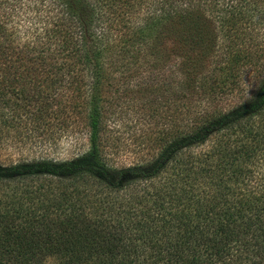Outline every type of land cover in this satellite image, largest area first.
<instances>
[{"label": "trees", "instance_id": "16d2710c", "mask_svg": "<svg viewBox=\"0 0 264 264\" xmlns=\"http://www.w3.org/2000/svg\"><path fill=\"white\" fill-rule=\"evenodd\" d=\"M263 24L264 0H0V124L85 136L0 162L18 185L0 192V264H264ZM135 86L155 128L135 120L125 161L106 119Z\"/></svg>", "mask_w": 264, "mask_h": 264}, {"label": "rangeland", "instance_id": "374dc122", "mask_svg": "<svg viewBox=\"0 0 264 264\" xmlns=\"http://www.w3.org/2000/svg\"><path fill=\"white\" fill-rule=\"evenodd\" d=\"M219 11L216 9L211 15L210 27L212 28L213 33L218 32L219 28L222 26V19L220 18ZM217 36L216 38H218ZM258 36L261 40H264V24L263 28L260 29V35ZM222 50L223 48L221 47L219 51ZM244 73L245 83L247 81L254 83V75L252 71L246 70ZM139 88L138 86H135L131 89L133 91L129 95L130 99L127 98L129 100H125L124 102V95L121 94V89H119L118 95L121 97L116 99V102H114L117 103L115 110L112 111L106 119V133L108 137H110L112 146L120 152L121 156H126L125 161L131 160L134 156L135 150L139 147L138 134L142 131L140 128H143L146 123H149L150 130L151 128H155L152 119L147 117V113L153 106L148 107V105L145 104V101H143L144 98H142V96L145 94L144 90H140L138 94H135V91ZM241 93L242 91L240 93L231 92L227 95L225 94L223 100H225V102L227 101V103L223 106L231 107L237 104L240 100L239 94ZM12 98L14 99L13 96ZM157 98L160 101L162 99L161 96H158ZM131 100L135 101V105L131 104ZM127 102L129 105H127ZM194 102L196 104L197 101L194 100ZM200 104L201 105L197 107H194L192 104V109L188 114H195V108L198 110L200 107H203V104ZM154 105L157 106V113L169 111L170 109L174 110V113L177 114L178 110L181 108L179 100L176 97H172L168 104H166V102H161L159 105ZM14 118H16L15 120L17 121L8 119V121L0 124V162L2 163L18 161L25 156L30 158L33 154H37L35 151L39 150H46L47 152H50V154L69 157L85 143L82 122L78 120L69 126L68 129H65L62 126L61 128L48 127V129L45 128L42 130L43 127H40L39 129L28 127L32 120L31 116L20 114ZM136 119H139V121L146 120V123H144V125L140 124L135 121ZM26 120L27 125L25 126ZM161 125L162 124L160 123L157 124L158 128H160ZM149 134L154 135L152 131L149 132ZM17 186L18 185L14 182L8 183L0 181V192H17ZM19 190H21V188Z\"/></svg>", "mask_w": 264, "mask_h": 264}]
</instances>
